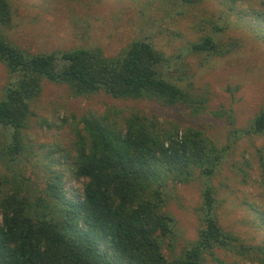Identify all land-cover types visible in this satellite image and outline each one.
Wrapping results in <instances>:
<instances>
[{"label": "trees", "instance_id": "16d2710c", "mask_svg": "<svg viewBox=\"0 0 264 264\" xmlns=\"http://www.w3.org/2000/svg\"><path fill=\"white\" fill-rule=\"evenodd\" d=\"M244 1L228 0L230 11ZM12 21L9 1L0 0V62L9 74L0 98V132L7 133L4 154L10 164L26 149L24 130L44 80L67 85L75 97L105 92L118 99L184 105L195 113L207 101L170 78L169 59L147 40L135 41L117 57L98 48L31 54L3 33ZM224 31L214 27L187 50L212 58L231 55L240 45L214 36ZM82 121L72 150L73 174L86 181L79 199L67 198L61 177L41 193L0 171V264H205L208 256L221 264L217 249L264 264V247L246 245L220 224L211 181L224 148L198 131H164L140 113H132L120 128L95 118ZM235 135L263 136L264 108ZM197 173L203 179L197 208L201 227L198 238L175 254L178 223L166 209L169 186L190 184Z\"/></svg>", "mask_w": 264, "mask_h": 264}, {"label": "rangeland", "instance_id": "374dc122", "mask_svg": "<svg viewBox=\"0 0 264 264\" xmlns=\"http://www.w3.org/2000/svg\"><path fill=\"white\" fill-rule=\"evenodd\" d=\"M13 21L3 33L31 54L76 48L101 49L117 57L137 40H147L170 61L169 76L195 96L207 99L195 113L184 105L164 106L154 99H118L105 92L75 97L64 84L44 80L33 115L24 130L26 149L14 163L4 154L7 133L0 132V171L22 178L41 193L61 177L68 199H79L85 180L73 174L76 133L84 118L124 126L132 113L153 119L162 130L201 132L225 149L222 166L211 184L217 191L221 226L246 245L264 247V135L239 136L264 108V0H246L230 11L228 0H8ZM214 34L238 49L224 58L187 50L201 36ZM9 74L0 62V98ZM6 136V137H5ZM68 154L67 158L63 155ZM203 179L170 185L167 211L177 220L179 254L198 238ZM0 222L2 215L0 213ZM221 264H261L217 249ZM205 264H219L209 256Z\"/></svg>", "mask_w": 264, "mask_h": 264}]
</instances>
